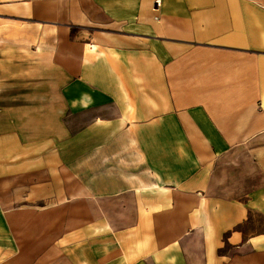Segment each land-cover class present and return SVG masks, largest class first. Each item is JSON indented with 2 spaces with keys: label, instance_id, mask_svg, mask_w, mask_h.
Returning <instances> with one entry per match:
<instances>
[{
  "label": "crops",
  "instance_id": "obj_1",
  "mask_svg": "<svg viewBox=\"0 0 264 264\" xmlns=\"http://www.w3.org/2000/svg\"><path fill=\"white\" fill-rule=\"evenodd\" d=\"M156 1L0 0V264H264V0Z\"/></svg>",
  "mask_w": 264,
  "mask_h": 264
},
{
  "label": "rangeland",
  "instance_id": "obj_2",
  "mask_svg": "<svg viewBox=\"0 0 264 264\" xmlns=\"http://www.w3.org/2000/svg\"><path fill=\"white\" fill-rule=\"evenodd\" d=\"M253 229V230H264V219L254 220L252 224H249L246 227V230ZM30 240H37V236L35 233H31Z\"/></svg>",
  "mask_w": 264,
  "mask_h": 264
},
{
  "label": "built area",
  "instance_id": "obj_3",
  "mask_svg": "<svg viewBox=\"0 0 264 264\" xmlns=\"http://www.w3.org/2000/svg\"><path fill=\"white\" fill-rule=\"evenodd\" d=\"M156 4L159 6L160 5V1L158 0V1H156Z\"/></svg>",
  "mask_w": 264,
  "mask_h": 264
}]
</instances>
